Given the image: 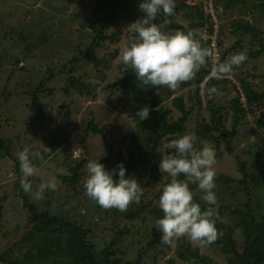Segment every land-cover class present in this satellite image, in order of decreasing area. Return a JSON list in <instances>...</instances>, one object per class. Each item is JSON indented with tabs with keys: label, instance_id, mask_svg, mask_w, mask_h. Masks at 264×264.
I'll use <instances>...</instances> for the list:
<instances>
[{
	"label": "rangeland",
	"instance_id": "1",
	"mask_svg": "<svg viewBox=\"0 0 264 264\" xmlns=\"http://www.w3.org/2000/svg\"><path fill=\"white\" fill-rule=\"evenodd\" d=\"M242 1L176 0L178 12L174 13V21L187 29L194 23L195 28L191 30L211 55L189 86L181 83L174 90L163 86L157 91L161 105L172 109L174 98L183 96L191 115L183 134L154 138L159 152L162 142L195 133L198 122L204 118L210 122L218 108L223 109V122L230 129L232 104L239 100L248 113L241 121L232 149L216 148L215 169L240 181L217 184L215 192L218 204L231 210H246L248 195L241 181L247 176L254 194L255 215L262 220L264 165L260 163L264 162V129L257 121L264 111V98L250 100L247 90L264 92V56L248 57L231 74L211 77L208 72L198 81L209 62L212 67L213 50L206 44L212 36H218L223 62L242 50L261 48L253 34L239 31L235 23L254 26L264 42V11L254 8L264 0ZM139 3L140 0H0V139L10 148V156L5 150L0 151V264H10L29 248V239L20 241L29 228L30 213L21 195L22 172L16 169L14 161L25 147L30 149L37 169L29 178L33 189L49 180L57 184L54 190H46L41 200H34L31 193L25 192L29 201L41 212L48 211L91 229V241L100 247L110 244L119 231L129 229L119 244L122 264H198L179 256L188 244L200 249L214 263L226 264L227 257L216 246H200L186 236L174 238L170 246L158 242L152 247L150 241L161 234L153 225L157 218L152 209L159 206L160 191L170 180L160 172L159 164H149L131 175L142 186L143 194L140 202L131 203L126 211L103 208L85 193L88 161L100 157L99 162L112 170L118 163L110 150L128 159L131 137L142 132L135 115L144 106L136 103L131 95L126 98L120 85L124 70L132 67L119 59L121 49L135 36L130 24L143 16ZM206 3L212 4L215 18L219 19L217 32L202 12ZM198 11L202 18L197 15ZM97 17L104 18L97 21L103 34H117L116 39L98 38L91 26V19ZM97 40L100 45L93 51L91 47ZM89 56L101 62L96 64ZM212 79H215L214 85H210ZM210 88L215 91L210 93ZM180 114L175 108L174 119ZM92 119L105 129L104 135L88 131L87 125ZM197 146L202 147L199 143ZM168 150L172 149L165 152ZM81 162L84 165L76 186L66 184L62 176H72ZM190 184L194 197L200 199V191ZM139 209L142 213L137 219L123 215ZM226 214L225 221L235 226L237 215L229 210ZM236 237L241 245L239 228Z\"/></svg>",
	"mask_w": 264,
	"mask_h": 264
},
{
	"label": "trees",
	"instance_id": "2",
	"mask_svg": "<svg viewBox=\"0 0 264 264\" xmlns=\"http://www.w3.org/2000/svg\"><path fill=\"white\" fill-rule=\"evenodd\" d=\"M231 2L242 3L243 1L231 0ZM254 8L264 11V2L255 5ZM177 12L178 8L175 6L174 13ZM174 13L169 17H165L162 13L158 14L154 22L161 23L163 20L167 19L169 24L166 26V31L172 29L187 31L195 28L194 23L191 24L190 29H187L179 22H175ZM197 15L202 18L201 12L198 11ZM103 20L104 18L102 17L91 19V26L95 28V31L98 33V38L116 39L117 34L107 36L103 34L102 29L97 27V21ZM235 26L239 31L253 34L255 38L260 41L261 48L247 52V56L253 58L260 55L264 56V42L260 37L261 32L252 25H241L237 22ZM206 44L208 45L209 42H206ZM99 45L100 43L97 40L93 43L91 48L94 51ZM89 58L93 59L96 64L101 62L96 57L89 56ZM221 63H223V58L220 64ZM207 65V71L203 75H200L198 81L203 80L204 76L211 71L210 62ZM123 73L124 77L120 81V85L125 92L126 98H129L131 95L136 103L150 108L149 117L145 120H140L137 124L142 132L139 131V135L134 134L131 137L128 148V159L122 158V153L117 154L113 149L110 150V154L116 158V162L118 164L120 162L123 163L126 169V175H132L139 168H145L152 163L159 164L161 154L156 152L158 141L154 136L157 135L158 138H169L170 136L176 137L179 134H183L186 130V123L189 121L191 110L187 108L183 96L180 95L175 97L173 100L174 107L179 110L181 114L178 119H174L175 108L172 109L161 105V99L157 91L162 89L163 86L152 87L151 85H143L135 78L136 74L133 69L124 70ZM191 80L182 82V85L185 87L189 86ZM214 82L215 79H212L210 85H214ZM247 96L250 100H258L264 98V92L256 93L253 89L248 88ZM232 110L233 121L230 129L227 128L223 122V109L218 108L212 113L210 122L205 118L198 122L195 134L200 140L209 141L218 149L224 148L230 151L233 147L234 140L240 133L239 126L241 121L248 113L247 109L241 105L239 100L233 101ZM257 125L264 129V111L259 116ZM87 128L88 131L95 134L104 135L105 133V129L98 127L93 119L89 121ZM1 150H5V153L10 156V148L2 139H0V151ZM173 151L174 149L168 150V153ZM14 161L16 162L15 167L19 171L20 162L17 158H14ZM260 164L264 165V162ZM83 165V162L79 163L72 176H62L63 181L70 186H76ZM262 176L264 177V175ZM180 178L183 179L184 177L181 176ZM236 181L240 180L224 173H217L215 183L216 185L231 184ZM241 184L244 186L248 195L246 210H231L229 206L218 204L217 212L219 218L216 227L218 231L223 234L218 236L217 240L211 245L216 246L221 253L227 257L226 264H264V217H262V220H259L255 215L254 194L249 185L247 176L241 181ZM190 186L196 188L195 184L191 183ZM21 195L23 197L24 206L28 208L30 214L29 228L20 241L29 239L30 241L27 243L29 248L27 247L28 249L23 255L15 257L14 261L10 264H122L123 259L119 256L121 252L119 244L123 242L122 236L130 232L129 229L119 231L116 237L111 240L110 244L105 247H100L91 241V229H87V227L68 218L65 219L57 215H52L48 211L41 212L34 203L29 201L27 194L22 188ZM194 199L200 203L202 210L208 207L198 196H195ZM228 210L238 217L235 226L225 221ZM141 213L142 210L139 209L129 213H123V215L134 220L140 217ZM152 213L157 219L163 216V212L160 210L159 206L153 207ZM1 215L2 211L0 208V219L2 217ZM238 228L241 230V245H239L236 237ZM160 236L161 234H157L155 238L150 241L152 247L160 242ZM165 245L170 246L171 244ZM140 256H142V254ZM179 256L185 260H194L198 264H221L214 263L208 255L202 253L198 248L193 249L190 247V244L184 247V250ZM126 263L130 264V262Z\"/></svg>",
	"mask_w": 264,
	"mask_h": 264
},
{
	"label": "clouds",
	"instance_id": "3",
	"mask_svg": "<svg viewBox=\"0 0 264 264\" xmlns=\"http://www.w3.org/2000/svg\"><path fill=\"white\" fill-rule=\"evenodd\" d=\"M139 8L143 16L131 25L135 36L120 52L119 59L130 65L138 81L152 87L167 86L176 89L179 84L191 80L206 64L211 53L204 47L192 30H165L169 21L155 23L158 14L171 16L175 11L176 0H140ZM247 51L242 50L230 56L216 66L220 75L231 74L235 66L247 60ZM210 73V72H209ZM214 92V88L208 89ZM150 108L138 109L139 120L149 117ZM198 143L202 147H198ZM166 149H174L166 153ZM159 170L167 174L170 180L162 187L158 205L163 216L153 224L161 233L160 242L171 244L176 237L186 236L191 242L207 246L215 242L219 232L216 224L219 218L216 188L217 162L216 147L199 139L194 133H186L170 142L161 144ZM20 162V187L31 193L34 200L44 198L45 191L54 190V180L41 182L35 190L29 179L37 172L30 157V149L23 148L17 153ZM99 159L89 160L84 180V189L88 197L101 207L126 211L128 206L139 203L143 188L134 176L126 175V169L120 162L112 170L106 169ZM184 178L181 179L180 177ZM115 177V178H114ZM195 184L200 191V199L208 205L201 208L194 199V191L189 184Z\"/></svg>",
	"mask_w": 264,
	"mask_h": 264
},
{
	"label": "built area",
	"instance_id": "4",
	"mask_svg": "<svg viewBox=\"0 0 264 264\" xmlns=\"http://www.w3.org/2000/svg\"><path fill=\"white\" fill-rule=\"evenodd\" d=\"M202 12L204 13L205 19L212 24V26L214 28V32H217L218 28H219V19L217 20L215 18L216 15H215V12H214L212 4L211 3H206L205 6H204V10ZM217 37L218 36H216V35L212 36L211 37V41H208L209 45H211L212 50H213V53H212V59H213L212 62L213 63H212L211 71L209 73V75L211 77H221V75L218 74L216 72V70H215L216 66L218 64H220V62L222 60V56H221V53H220ZM207 38H210V36H207ZM204 39L206 40V37H204Z\"/></svg>",
	"mask_w": 264,
	"mask_h": 264
}]
</instances>
